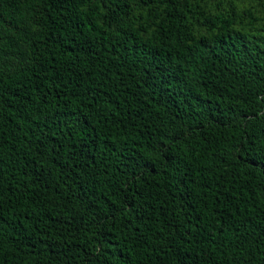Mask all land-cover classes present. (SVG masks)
<instances>
[{
	"label": "trees",
	"instance_id": "obj_1",
	"mask_svg": "<svg viewBox=\"0 0 264 264\" xmlns=\"http://www.w3.org/2000/svg\"><path fill=\"white\" fill-rule=\"evenodd\" d=\"M0 264H264V0H0Z\"/></svg>",
	"mask_w": 264,
	"mask_h": 264
}]
</instances>
